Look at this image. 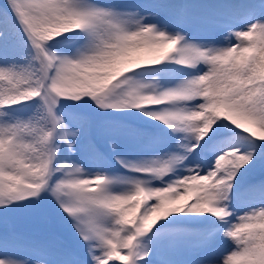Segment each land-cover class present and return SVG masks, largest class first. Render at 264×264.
Here are the masks:
<instances>
[{"label": "snow or ice", "instance_id": "6c2138e0", "mask_svg": "<svg viewBox=\"0 0 264 264\" xmlns=\"http://www.w3.org/2000/svg\"><path fill=\"white\" fill-rule=\"evenodd\" d=\"M0 264H264V0H3Z\"/></svg>", "mask_w": 264, "mask_h": 264}, {"label": "rangeland", "instance_id": "374dc122", "mask_svg": "<svg viewBox=\"0 0 264 264\" xmlns=\"http://www.w3.org/2000/svg\"><path fill=\"white\" fill-rule=\"evenodd\" d=\"M0 3H3L2 0H0Z\"/></svg>", "mask_w": 264, "mask_h": 264}, {"label": "trees", "instance_id": "16d2710c", "mask_svg": "<svg viewBox=\"0 0 264 264\" xmlns=\"http://www.w3.org/2000/svg\"><path fill=\"white\" fill-rule=\"evenodd\" d=\"M2 2H3V0H2Z\"/></svg>", "mask_w": 264, "mask_h": 264}]
</instances>
